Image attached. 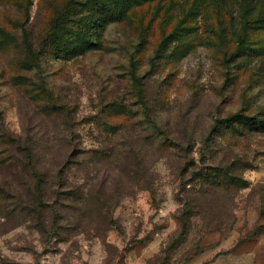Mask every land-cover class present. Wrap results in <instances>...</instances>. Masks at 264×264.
Segmentation results:
<instances>
[{
    "label": "rangeland",
    "instance_id": "1",
    "mask_svg": "<svg viewBox=\"0 0 264 264\" xmlns=\"http://www.w3.org/2000/svg\"><path fill=\"white\" fill-rule=\"evenodd\" d=\"M0 133L106 152L75 185L122 150L151 183L96 238L2 208L0 264H264V0H0Z\"/></svg>",
    "mask_w": 264,
    "mask_h": 264
},
{
    "label": "trees",
    "instance_id": "2",
    "mask_svg": "<svg viewBox=\"0 0 264 264\" xmlns=\"http://www.w3.org/2000/svg\"><path fill=\"white\" fill-rule=\"evenodd\" d=\"M243 43L241 38L237 50ZM239 118L241 116L237 114L216 119L214 127L232 125ZM114 127L120 129L119 125ZM38 144L50 150L49 159L44 157L46 149L39 148ZM105 156L104 151L85 150L79 141L74 144L68 133L46 139L35 135L24 138L0 133V178L10 179L20 189L16 191L0 186V210L5 208L13 214H27L37 227L43 226V213L49 210L55 214L50 218L51 230L59 227V220H65L67 226L70 225L68 230L79 229L83 235L100 237L99 230L107 232L115 226L112 211L124 196L132 195L138 189L151 188L150 181L136 165L131 164L132 161L127 165L129 156L125 150L115 155L121 167H114L104 175H99L98 169L86 170L83 180L78 185L72 184L73 169L99 165ZM202 186L209 192L226 189V185L217 180L207 181L206 177ZM188 208L185 205L178 216L180 233L189 218Z\"/></svg>",
    "mask_w": 264,
    "mask_h": 264
}]
</instances>
